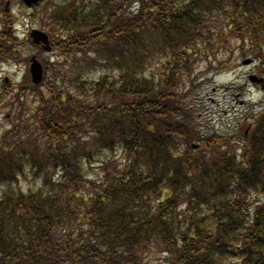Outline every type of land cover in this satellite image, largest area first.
<instances>
[{"label": "trees", "instance_id": "obj_1", "mask_svg": "<svg viewBox=\"0 0 264 264\" xmlns=\"http://www.w3.org/2000/svg\"><path fill=\"white\" fill-rule=\"evenodd\" d=\"M37 6L57 59L0 90V264H264V104L218 133L187 101L200 77L264 63V0ZM16 50L1 31V57Z\"/></svg>", "mask_w": 264, "mask_h": 264}, {"label": "rangeland", "instance_id": "obj_2", "mask_svg": "<svg viewBox=\"0 0 264 264\" xmlns=\"http://www.w3.org/2000/svg\"><path fill=\"white\" fill-rule=\"evenodd\" d=\"M37 8V5L34 8L25 7L22 0H0V32L6 30L17 49L9 58H3L0 54V90L6 92V96L10 90L15 93L21 84L29 85V59L33 55L43 64V83L52 75L47 63L56 61V52L52 48L50 51L42 50L41 46L33 44L30 37V31L34 28L49 33L48 26L45 25L50 22L49 12L35 14L34 10ZM6 19L10 23L9 29L6 28ZM53 31L58 32L59 29L53 28ZM50 44L52 47V40ZM242 58L233 70L217 75L209 74L207 78L200 77L196 82L195 92L187 97V101L195 103L196 109H199L198 120L203 131L237 133L251 123V113L255 111V107L264 103L263 90L247 79L250 73L264 77L261 73L264 63L256 58L253 64L242 66ZM58 60L66 68L70 64L66 54ZM26 94L29 95V89ZM33 99L34 92L29 96L30 103ZM9 109V105L0 103V134L8 123L9 118L5 115ZM21 183L22 186L25 185V182Z\"/></svg>", "mask_w": 264, "mask_h": 264}, {"label": "water", "instance_id": "obj_3", "mask_svg": "<svg viewBox=\"0 0 264 264\" xmlns=\"http://www.w3.org/2000/svg\"><path fill=\"white\" fill-rule=\"evenodd\" d=\"M25 3H27L28 5H30L31 3L33 2H37L38 0H23ZM30 35L33 37V40L34 42H38V41H43L44 42V49H50V46H49V42H48V36L41 32V31H38V30H33ZM250 60L247 59V60H244L243 63H249ZM30 74H31V80L33 83H39L42 79V65L41 63L33 56L31 58V65H30ZM252 81H262V79H257L256 76L254 75H251L249 77Z\"/></svg>", "mask_w": 264, "mask_h": 264}]
</instances>
